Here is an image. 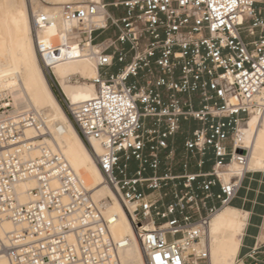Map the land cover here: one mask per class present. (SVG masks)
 <instances>
[{
  "label": "built area",
  "instance_id": "built-area-1",
  "mask_svg": "<svg viewBox=\"0 0 264 264\" xmlns=\"http://www.w3.org/2000/svg\"><path fill=\"white\" fill-rule=\"evenodd\" d=\"M59 19L68 43L92 49L95 97L70 104L45 58L56 48L37 42L40 65L145 264H209V222L250 173L234 137L264 113V0H98L61 5ZM51 22L31 13L35 36ZM11 112L0 98V255L9 264H121L127 242L111 236L109 202H95L60 155L28 157L25 130L36 122ZM29 179L33 200L20 204L16 187ZM232 264H264V243Z\"/></svg>",
  "mask_w": 264,
  "mask_h": 264
},
{
  "label": "bare ground",
  "instance_id": "bare-ground-1",
  "mask_svg": "<svg viewBox=\"0 0 264 264\" xmlns=\"http://www.w3.org/2000/svg\"><path fill=\"white\" fill-rule=\"evenodd\" d=\"M26 1L0 0V98L8 99L13 116L30 114L36 122L35 127L25 130V140L31 144L25 152L28 157L39 158L43 149L60 155L95 202H109L104 213L115 217V222L110 227L111 236L116 242H127L120 253L121 264H145L140 244L123 207L104 183L94 159L53 94L39 63L37 42L44 48H56L57 52H46L45 58L48 64L53 63L50 72L65 99L74 105L95 97L92 84L69 83L70 76L77 75L88 81L97 76L90 45H78L77 56L70 53L66 48V27L59 19L61 5L80 2L30 0L28 6ZM31 13L48 16L53 22L35 36ZM57 60L59 61L54 63ZM2 119L0 113V121ZM235 136V148L248 151L246 170L264 171V113L249 115L246 122L239 126ZM227 168L236 175L240 174L235 162ZM58 186L59 182L54 180L52 187ZM35 187L36 183L31 179L20 183L16 187L18 203L26 204L33 200L28 191ZM228 207L230 206L217 212L207 228L205 243L210 264H232L239 251L242 224L239 213ZM3 229L11 233L15 227L5 223ZM0 264H9L3 255H0Z\"/></svg>",
  "mask_w": 264,
  "mask_h": 264
},
{
  "label": "crops",
  "instance_id": "crops-1",
  "mask_svg": "<svg viewBox=\"0 0 264 264\" xmlns=\"http://www.w3.org/2000/svg\"><path fill=\"white\" fill-rule=\"evenodd\" d=\"M216 193L217 189H213ZM244 215V226L238 253L243 255L264 243L259 228L264 218V172H250L242 182V188L230 207Z\"/></svg>",
  "mask_w": 264,
  "mask_h": 264
},
{
  "label": "rangeland",
  "instance_id": "rangeland-1",
  "mask_svg": "<svg viewBox=\"0 0 264 264\" xmlns=\"http://www.w3.org/2000/svg\"><path fill=\"white\" fill-rule=\"evenodd\" d=\"M75 1V0H74ZM80 3H79V5H83V4H85V3H87V2H89V0H85L84 2H81L80 0H78ZM77 0L75 1V2H78ZM27 2V4H28V6H29V3H28V0L26 1ZM47 6H49V5H47ZM40 8H41V6H39ZM38 7V8H39ZM39 8V9H40ZM29 10H30V7H29ZM34 34V33H33ZM78 46V44L77 43H68V38H67V34H66V48H67V50L70 52V53H72V54H74V55H78L77 54V52H76V47ZM39 58V57H38ZM40 63V62H39ZM42 68V67H41ZM43 69V68H42ZM45 73V72H44ZM50 74H51V72H50ZM45 76H46V78H47V81H48V83H49V86H50V88H51V90H52V92H53V94L54 95H56L57 97H58V91H57V89L55 88V86H53V84H52V82H51V80H50V78L45 74ZM51 77H52V79L54 80V77H53V75L51 74ZM71 78V79H70ZM55 81V80H54ZM55 83L57 84V82L55 81ZM69 83L70 84H72V85H81V84H92L91 82H89L88 80H82V78H80L79 76H77V75H74V77L73 76H70L69 77ZM57 87H58V89H59V91H60V93L62 94V92H61V90H60V88H59V85L57 84ZM55 96V97H56ZM62 96H63V94H62ZM64 97V96H63ZM65 98V97H64ZM239 128V127H238ZM236 137V136H235ZM234 140H235V138H234ZM234 144H235V141H234ZM264 172V171H263ZM240 173V172H239ZM244 215L240 212V214H239V218H240V222H241V224H242V231H243V226H244V217H243ZM262 233V235H263V237L262 238H264V218L262 219V224H261V226H260V228H259V233ZM238 254V253H237ZM237 256V255H236ZM208 261H209V259H208ZM209 264H210V261H209Z\"/></svg>",
  "mask_w": 264,
  "mask_h": 264
},
{
  "label": "snow or ice",
  "instance_id": "snow-or-ice-1",
  "mask_svg": "<svg viewBox=\"0 0 264 264\" xmlns=\"http://www.w3.org/2000/svg\"><path fill=\"white\" fill-rule=\"evenodd\" d=\"M157 259H159V257H157Z\"/></svg>",
  "mask_w": 264,
  "mask_h": 264
},
{
  "label": "trees",
  "instance_id": "trees-1",
  "mask_svg": "<svg viewBox=\"0 0 264 264\" xmlns=\"http://www.w3.org/2000/svg\"><path fill=\"white\" fill-rule=\"evenodd\" d=\"M56 96V95H55Z\"/></svg>",
  "mask_w": 264,
  "mask_h": 264
}]
</instances>
